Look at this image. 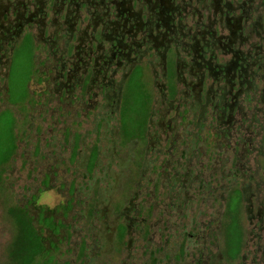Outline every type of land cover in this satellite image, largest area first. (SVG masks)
I'll list each match as a JSON object with an SVG mask.
<instances>
[{
  "label": "flooded vegetation",
  "instance_id": "obj_1",
  "mask_svg": "<svg viewBox=\"0 0 264 264\" xmlns=\"http://www.w3.org/2000/svg\"><path fill=\"white\" fill-rule=\"evenodd\" d=\"M33 39L53 54L48 60L56 62V75L48 76L55 92L66 89L70 93L80 85L88 92L107 80L113 67L114 74L130 65L122 78L129 76L126 92L136 70L144 73L138 66L130 74L131 68L139 57L150 56L149 65L156 79H161L155 80L161 93L156 101L164 105L163 111L149 113L145 134L149 138L136 183L141 190L133 191L120 210L111 197L114 186L92 190L97 195L92 211L91 203L85 209L88 201L78 198V217L86 213L100 217L102 228L91 239L79 232L75 219L68 215L67 210L77 204L74 198L63 203V211L56 208L51 213L38 207L37 199L30 204L38 213L24 208L46 245L47 264H105L102 261L114 251L119 256L124 247L127 257L110 264H264V179L258 176L264 174V166L256 160L254 169L248 159L253 147L258 150L257 158H264V0H0V67L8 65L4 59L9 43L14 50L30 43L33 51ZM113 74L106 99L112 92H123L122 81L114 90ZM144 95L148 101L145 91ZM110 106L107 102L100 109L113 111ZM173 111L174 116L165 120ZM144 127L136 133L142 135ZM135 134L128 129L125 133ZM225 156L226 160L218 161ZM132 159L128 151L121 160L110 161L128 175ZM109 173L112 176L114 169ZM132 178L129 173L130 183ZM41 182L40 195L47 180ZM230 184L244 196L238 199L248 204L250 219L258 218L262 226L249 232L248 241L240 223L236 236L225 225L224 250L215 252L217 244L208 247L205 240L197 247V238L203 236L199 232L209 235L222 222L212 218L203 226L195 225L193 232L179 220L190 216L183 214L182 206L196 205L201 199L202 205L226 207L232 199ZM59 188L68 190L64 184ZM78 189L72 185L69 190ZM142 193L143 200L134 204ZM253 201L257 215L250 207ZM139 206L146 217L135 212ZM155 215L157 220L149 223ZM72 243L67 254L73 256L63 262L57 259L53 250ZM137 247L139 256L134 253Z\"/></svg>",
  "mask_w": 264,
  "mask_h": 264
},
{
  "label": "rangeland",
  "instance_id": "obj_2",
  "mask_svg": "<svg viewBox=\"0 0 264 264\" xmlns=\"http://www.w3.org/2000/svg\"><path fill=\"white\" fill-rule=\"evenodd\" d=\"M49 19H52V15ZM40 45V41L35 39L33 51L30 43H22L17 50H14L9 43L6 46L8 54L4 59L8 65L6 67L4 65V68L0 67V156L7 153L11 148V141H14V147L9 158L4 162L0 160V264L11 263L8 249L16 234L15 221L17 218L15 216L21 214V209L24 210V208L27 209V212L30 210V213L32 211L34 214L39 212L30 204L33 199H37L38 207H46L52 213L56 208L63 211L65 209L63 203H66L67 199L74 198V203L77 204L74 210L73 207L67 210L68 215L71 214V218L75 219L74 223L77 224L79 232L81 233L82 230L83 234L91 239L96 234L95 232L102 228L99 221L100 217L97 216L96 218L92 216V213L78 217L77 213L81 212L78 198L81 197L88 201L84 205L85 209L91 203L90 210L92 211L95 209L93 205L97 198L92 190L98 192L99 189L105 188L106 190L114 186L115 190H112L111 197L114 198V206L116 205L117 210H120L133 191L141 190V187H137L136 183L139 170L142 169L149 138L145 135L150 124L149 113L152 109L155 113L163 111L161 108L164 107L162 103L156 101L160 89L155 86V80L160 81L161 79H156L155 73L149 65V61L152 59L150 56L137 59L139 62L131 68L130 74L138 66L144 70V73L136 70L126 92L129 76L125 77L123 81L122 78L124 72L130 69V65L122 69L119 68L114 74L115 67H113L107 75V80L102 82L101 78V86L96 84L88 92L81 85L75 87L70 93L66 89L55 92V85L50 76L56 75V62L53 59L48 60L49 52L45 50L46 47ZM49 49L51 48L49 47ZM52 56L53 54L50 57ZM47 69H51L53 72L46 73ZM159 70L158 75L160 76L162 70ZM112 74L114 90H118V85L122 81L123 92L121 94L112 92V96L106 99V95L109 93L106 90L112 88L110 85L107 86ZM79 75L81 76L82 73ZM83 85L86 84L83 83ZM144 91L148 95V101ZM160 96L161 93L158 100ZM115 101L118 103L116 107L114 106ZM107 102L111 104L110 107L113 111L110 108L100 109ZM146 103H148V112L146 111ZM174 112L167 114L165 120L173 117ZM143 125L145 130H143L142 135L139 134L140 132L136 133L142 130ZM127 129L136 134L126 136ZM169 144L170 141L167 145L165 144V150ZM98 150L100 152L96 156L95 151L98 152ZM128 151L133 155L128 171L133 176L131 183L127 180L129 173L126 175L124 171L116 170L115 163L110 161L112 159L114 161L121 160V156L126 155ZM160 155L161 158L164 157V154ZM150 157L157 159L155 155H150ZM257 157L258 150L253 147L248 159L254 169L256 160H259V165L264 166V158ZM226 158V156L224 158L219 157L218 161L226 160ZM217 165L220 166L221 164ZM228 167H231V164ZM111 169H114L115 172L112 176L109 175ZM151 170L154 171V168ZM148 176L146 174L145 177ZM258 176L260 181L264 179V174ZM42 180H47V183L40 195L41 192L38 189L42 186ZM88 183L93 184V188L90 190L87 188ZM62 184L68 190L66 188L60 189ZM143 184L148 185L145 180ZM72 185L78 186L79 189L70 192L69 189ZM81 185H84V188H81ZM217 185L221 186V183ZM231 187L233 186L230 184L229 195L232 194L233 188ZM152 189L153 185H150L149 190L152 191ZM235 199L236 196L233 197L232 203L235 202ZM142 200L143 193L133 202L136 204ZM255 202L253 201L254 204ZM235 203L238 204V202ZM210 205H202L201 199H198L196 205H183V214L189 213L190 216H183L179 220L183 224H189L191 227L189 230L192 231L195 230V225L203 226L212 218L217 221L220 220L222 223L213 227L214 232L219 231L220 233L212 232L206 235L203 231L199 232L203 236L201 239L197 238V247L205 240L208 247L211 246L212 242L217 244L215 252L218 249L222 251L225 249L222 243L224 227L229 225L231 221V215L228 216L229 207ZM250 207L252 213L257 215L258 206L255 204ZM241 208L242 210L238 212V222L245 232V238L249 241L251 238L249 232L258 230L262 224L258 218L250 219L246 202H242ZM136 211H140V216L145 215L142 206H139L138 210L135 209ZM157 217V215L152 216L149 223L156 221ZM168 217L167 214L165 219ZM261 231L264 234V230ZM74 245V243L67 246L59 244L53 253L57 259L59 258L63 262L73 256L70 251L67 254V250ZM138 249V247L134 249L137 256L141 255ZM127 253L128 250L124 247L119 256L114 251L102 262L105 264L119 263L127 257ZM46 256L47 254L38 257V264H47ZM239 260L241 262V259L235 261ZM228 264H238V262Z\"/></svg>",
  "mask_w": 264,
  "mask_h": 264
},
{
  "label": "trees",
  "instance_id": "obj_3",
  "mask_svg": "<svg viewBox=\"0 0 264 264\" xmlns=\"http://www.w3.org/2000/svg\"><path fill=\"white\" fill-rule=\"evenodd\" d=\"M125 97V96H124ZM11 148L7 151L4 156H0L1 161H6L12 148L14 147V141H11ZM236 196L235 202L232 203L233 197ZM243 196L239 189L232 190L230 194L229 214L231 215V221L229 225L226 226V230L229 226V231L236 236L240 232L238 220H239V210H242V202L239 201V197ZM244 197V196H243ZM249 209V206H248ZM21 214H17L15 221L16 224V234L14 236L11 245L9 246V258L10 264H38V257L46 254V245L42 242L39 235L36 232L34 222L31 216L27 212L21 209ZM20 213V212H19ZM241 213V212H240Z\"/></svg>",
  "mask_w": 264,
  "mask_h": 264
}]
</instances>
